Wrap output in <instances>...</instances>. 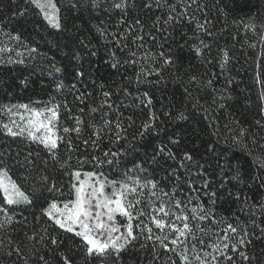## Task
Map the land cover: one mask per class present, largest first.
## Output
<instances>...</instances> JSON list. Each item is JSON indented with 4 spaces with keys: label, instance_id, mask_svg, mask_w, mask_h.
Masks as SVG:
<instances>
[{
    "label": "trees",
    "instance_id": "1",
    "mask_svg": "<svg viewBox=\"0 0 264 264\" xmlns=\"http://www.w3.org/2000/svg\"><path fill=\"white\" fill-rule=\"evenodd\" d=\"M54 2L59 8L60 29L49 25L28 0H0V48L12 49L0 52V125L16 118L7 106L28 104L42 109L54 100L60 105L57 131L64 137L56 150L58 160H53L39 143L10 137L0 127V152L5 153L9 174L32 199L31 204L9 206L3 204L0 192V205L14 217L11 226L0 229V264H43L38 259L41 255L48 264H63L62 255L71 264H171V260L181 264L175 253L144 236H138L119 258L111 253L107 258L86 257L79 237L53 227L43 215L46 201L74 198L70 189L76 171L102 172L101 179L109 181L152 179L165 191L177 188L176 198L182 203L191 195L188 208L198 198L212 208L217 219L225 218L218 225L211 220L202 223L212 231L203 236V245L196 242L198 249L212 251L215 233L223 236L221 229L232 223L238 229L247 228L250 243L239 247L251 259L244 260L229 249L234 259L220 257L221 264H264V167L260 165L264 161V42L245 29L249 18L264 23V0H196L194 4L191 0H126L124 11L114 7L122 0ZM149 4L151 7L146 6ZM171 5L176 6L172 15L187 9V17L195 19L189 22L187 17H179L178 22L165 24ZM205 21L206 30L198 31L197 22ZM9 34L19 35L20 41ZM137 35L144 39L133 42ZM197 47L202 49L201 56L196 54ZM33 48L36 52L30 51ZM160 53L170 56L173 64H163ZM115 60L119 62L113 67ZM142 66L145 72L156 69L159 74L152 72L138 81ZM81 72L83 76L78 75ZM61 83L64 87L58 89ZM105 91L112 94L108 99L111 109L106 104L102 107ZM94 108L98 111L93 112ZM180 112L188 119L176 120ZM153 115L155 131L149 129L141 137V125ZM77 117L82 124H76ZM105 120L112 121L111 126H105ZM117 122L126 129L122 132L125 139L119 142ZM77 126L80 133L62 131ZM96 129L101 130L99 139L94 135ZM242 129L246 131L240 137ZM105 152L119 155L105 157ZM186 153L193 157L192 162L184 160ZM94 158L114 163L99 164ZM198 171L206 172L210 183L208 189L195 192L187 181L193 179V187H199L204 177L193 175ZM237 171L239 180L233 179ZM41 177H47L48 183ZM53 182L59 191L46 190ZM138 191L144 192L140 207L149 213L150 194ZM210 191L216 193L215 204L209 199ZM187 214L193 223L191 213ZM140 220L159 234L149 216ZM117 221L124 223V218L118 216ZM138 223L133 221L134 234L139 233ZM31 236L35 239L30 240ZM49 236L58 245H51ZM17 246L19 254L14 251Z\"/></svg>",
    "mask_w": 264,
    "mask_h": 264
},
{
    "label": "snow or ice",
    "instance_id": "2",
    "mask_svg": "<svg viewBox=\"0 0 264 264\" xmlns=\"http://www.w3.org/2000/svg\"><path fill=\"white\" fill-rule=\"evenodd\" d=\"M184 0H181L183 3ZM28 3L34 5L40 10L43 18L47 21L49 25L53 28L60 29L61 21L59 16V8L57 7L54 0H28ZM159 3V0H157ZM196 3V0H191V4ZM188 4L187 7H191ZM151 7V5H146ZM114 7L124 11L127 7L126 0H122L120 3H115ZM176 12V6L171 5L169 7V15L164 20L165 24H171L174 21L178 22L179 17H187V9L184 13H177V15H172L171 13ZM189 22H192L195 17H187ZM255 18H249V21L245 24L246 30H251L254 35H258L260 40L264 42V23L256 24L254 23ZM159 19H157V24H159ZM139 23V21H137ZM205 23L197 22L196 28L198 31L206 30ZM257 28L260 32L257 33ZM210 34V33H209ZM11 39L15 41H20V36H11ZM125 39L127 37H124ZM144 37L142 35H137L134 37L133 42L142 41ZM155 39V37H153ZM120 41H117L119 45ZM203 47H208L201 41ZM143 45H141L142 47ZM255 47V45H250ZM9 51L11 48H0V52ZM30 51L36 52V49H31ZM198 56L202 55L201 47L195 49ZM95 55V53H92ZM115 57V53L112 54ZM131 55L135 56L136 53L133 52ZM154 55V54H153ZM159 56L163 58V64L172 65L173 59L170 56H165L164 53H160ZM145 58H148L147 56ZM228 61V53L224 52V63ZM22 63L23 61H19ZM118 60H115L113 67L116 66ZM131 63H136V61H131ZM224 64L221 65L223 68ZM56 71H61L60 68H56ZM152 72L159 74L158 70L151 69L149 72L142 71L138 75L137 80L139 81L140 76L150 75ZM78 75L83 76V73H78ZM195 81L196 77H192ZM211 83V82H209ZM58 89L64 87V85L58 84ZM111 93L108 91L103 92V96L106 98L102 107L106 106L111 109L112 104L108 103V99L111 97ZM50 107H45L42 109L33 108L28 104H16L7 106L8 113L13 115H19V120L11 119L9 123H3L0 127L3 128L6 135L16 138L20 137L24 140H28L34 143H39L47 150L48 154L53 160H58L57 149L61 142H63L64 137L58 134L57 122L59 118L58 109L59 104L53 101L49 102ZM148 104H151L149 99ZM66 107V106H65ZM19 110H24L21 113ZM93 112L98 111V109H92ZM27 114V115H25ZM156 117L153 115L152 120L141 125V130L139 135L143 137L152 129L155 131V124L153 121ZM176 120H186L188 119L186 113L180 112L177 114ZM76 124H82V121L77 117ZM112 121L105 120V126H111ZM116 128L120 131L116 132L117 142L120 139H125L122 135L123 131L126 129L117 122ZM63 133H69L75 131L80 133L81 128L79 126L69 129L67 127L63 128ZM246 130H241L239 136L245 135ZM100 129L94 131V135L99 139ZM235 142H239L238 137H234ZM255 142V141H253ZM69 151H71V142L68 141ZM252 154L251 152L249 153ZM29 156L32 154L29 153ZM38 155V154H37ZM112 155L113 157L118 156L117 152H105L104 156L107 157ZM5 153L0 152V192L3 194V204L9 206H16L20 204H31L32 199L29 195H26L24 191L21 190L17 182L9 174V165L5 163L3 157ZM172 156V153H169ZM25 159H28L26 157ZM97 162L99 164L107 163L113 164L114 161L109 159L106 161H100L98 158ZM184 160L188 162L193 161V157L190 154L184 155ZM28 163H32L29 159ZM261 167H264V161H260ZM61 166H66L61 163ZM181 167H186L183 163ZM203 167V166H199ZM223 170V168H222ZM75 182L71 184L70 192L74 198H70L66 201L58 202L52 200L50 203L46 201V206L43 210V215L47 217L48 221H51V225L56 227L63 232L72 233L75 237L81 239L82 246L85 251V256L91 258L93 256H99L101 258H107L108 255L114 254L119 258V253H121L128 245L133 241L138 239V236H144L146 240H154L159 243V246L166 251L175 253L179 257L181 264H221L220 257H223L227 261H232L234 257L228 254L230 249L233 253H238L240 257L244 260H249L251 257L247 255L239 246L250 243L247 240L249 235L247 228L238 229L232 223H227L226 227L221 229L223 231V236L219 235V231L215 233L217 237V242L212 245V251H204L203 249H198L197 241L201 245L204 244L203 236L208 235L212 229L210 227H202V223L211 220L212 224H221L224 222L225 218L221 217L217 219L213 213L211 207H205L204 204L199 203L197 198V204L188 208V205H192L193 198L191 195L186 197L184 203L179 198H176L177 188H173L171 192L165 191L162 188H158V181L152 179H145L141 181L140 179H132L131 183L127 180L125 181H109L106 178L101 179L104 174L101 172L99 174L95 172H80L76 171L73 173ZM194 176L204 177L202 184L199 187H193L195 181L189 179L187 181L189 188L195 192H200L201 189H208L210 180L206 172H200L193 174ZM239 172L233 176V179L239 180ZM177 180L180 177H176ZM41 181L48 183L47 177H41ZM110 189V191H107ZM138 189L146 190L150 197L147 200V206L149 208V213L140 207L144 203L142 197L144 192L138 191ZM47 191L54 192L59 191L56 184L50 183L47 186ZM62 194V193H61ZM209 199L212 204H215L213 199L216 196L215 192H209ZM167 197V199H164ZM191 213V219L193 223H189V215ZM0 214H3L4 220L0 221V229L6 226H11L14 217L9 214V209L0 205ZM149 216L150 221L154 224L155 229L160 230L159 234H154L153 228L148 224H145L140 217ZM124 218V223L117 221V217ZM171 218V219H169ZM139 220L140 223L136 224L135 227L139 229L138 234H134L133 221ZM180 222V223H177ZM124 229L123 231L121 229ZM167 229V231H166ZM45 233L47 229H42ZM264 231V229H261ZM147 233V235H145ZM174 234V235H173ZM30 240L35 239V236L29 237ZM51 245H58V240L54 236H49ZM43 240V237H41ZM168 241V243H165ZM234 241V242H233ZM169 243L172 245L169 248ZM14 251L19 254L21 249L17 246ZM219 253V256L215 255ZM7 255H11V252H7ZM43 264H48V260L45 256L41 255L38 257ZM171 260V257H169ZM63 264H71L69 257L62 255ZM27 264V261L25 262ZM171 264H176L175 260H171Z\"/></svg>",
    "mask_w": 264,
    "mask_h": 264
},
{
    "label": "rangeland",
    "instance_id": "3",
    "mask_svg": "<svg viewBox=\"0 0 264 264\" xmlns=\"http://www.w3.org/2000/svg\"><path fill=\"white\" fill-rule=\"evenodd\" d=\"M21 113H23V111L24 110H19ZM25 115H27V114H25ZM15 119H17V120H19V115H16V118Z\"/></svg>",
    "mask_w": 264,
    "mask_h": 264
}]
</instances>
